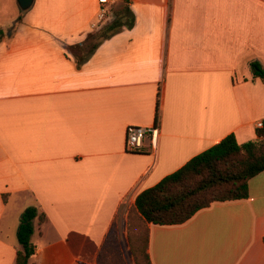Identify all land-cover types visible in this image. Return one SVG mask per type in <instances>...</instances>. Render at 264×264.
I'll list each match as a JSON object with an SVG mask.
<instances>
[{
	"label": "crops",
	"instance_id": "crops-1",
	"mask_svg": "<svg viewBox=\"0 0 264 264\" xmlns=\"http://www.w3.org/2000/svg\"><path fill=\"white\" fill-rule=\"evenodd\" d=\"M11 1L0 0V264H16L29 206L47 216L34 220L30 264H96L141 191L264 126V80L251 67H264V0H116L134 26L81 67L69 46L104 23L98 0H34L15 14ZM156 123L154 147L126 149L128 126ZM149 230L152 264H264V170L248 197Z\"/></svg>",
	"mask_w": 264,
	"mask_h": 264
},
{
	"label": "trees",
	"instance_id": "trees-1",
	"mask_svg": "<svg viewBox=\"0 0 264 264\" xmlns=\"http://www.w3.org/2000/svg\"><path fill=\"white\" fill-rule=\"evenodd\" d=\"M22 18L20 14L11 28L16 27ZM124 18L126 21H123ZM134 23L135 15L126 7L125 14L91 31L81 43L69 46L74 52L77 66L81 67L104 40L124 27L132 28ZM4 35L5 31L0 29V41ZM251 67L254 75L264 80L262 64L252 62ZM263 170L264 126L257 129L256 139L243 143H239L233 133L228 134L154 186L141 191L136 196L135 204L127 211L128 237L135 263L152 264L148 250L150 223L181 224L213 202L246 198L249 196L250 179ZM35 219L40 224L44 223L46 213L36 206H29L22 212L17 232L22 248L17 251L16 264H30L35 252L32 241ZM117 232V220H114L99 250L96 264H126L116 247Z\"/></svg>",
	"mask_w": 264,
	"mask_h": 264
},
{
	"label": "rangeland",
	"instance_id": "rangeland-1",
	"mask_svg": "<svg viewBox=\"0 0 264 264\" xmlns=\"http://www.w3.org/2000/svg\"><path fill=\"white\" fill-rule=\"evenodd\" d=\"M109 7H110L109 8L110 10H109V12L107 11L108 12L107 17L103 19L104 23L101 24L96 29L102 28L103 26L114 21L116 18H118L119 16H121L123 14V13H120L122 8L124 7V4L122 2L117 1ZM10 8H11V12L13 14H15L16 11H17V13L19 11L22 12V9L19 7L16 0L11 1V7ZM108 16L110 17L109 19H107ZM123 21H126V19L124 18ZM128 209H129V207L126 206L124 208L123 212H121L120 216L117 219V230H118V232H117L116 247H118V250L122 256V259H124L126 264H136L134 257L131 253V250H130V242H129V237H128L129 236V232H128L129 231L128 230L129 224L127 223V211H128ZM139 229H140V227H139ZM133 231L138 232L139 230L133 229ZM113 257H111V260Z\"/></svg>",
	"mask_w": 264,
	"mask_h": 264
},
{
	"label": "built area",
	"instance_id": "built-area-1",
	"mask_svg": "<svg viewBox=\"0 0 264 264\" xmlns=\"http://www.w3.org/2000/svg\"><path fill=\"white\" fill-rule=\"evenodd\" d=\"M116 0H98L100 4L99 18L103 20L106 17L109 6ZM258 127H263L262 122H258ZM160 132V126L158 123L152 126H138L130 125L126 131V149L128 151H139L144 148L145 141L149 142L151 147H154L157 142V138Z\"/></svg>",
	"mask_w": 264,
	"mask_h": 264
},
{
	"label": "water",
	"instance_id": "water-1",
	"mask_svg": "<svg viewBox=\"0 0 264 264\" xmlns=\"http://www.w3.org/2000/svg\"><path fill=\"white\" fill-rule=\"evenodd\" d=\"M17 1L22 10L29 9L34 2V0H17Z\"/></svg>",
	"mask_w": 264,
	"mask_h": 264
}]
</instances>
